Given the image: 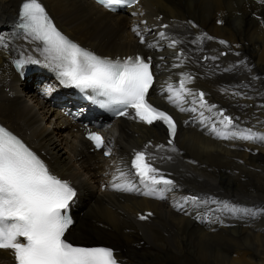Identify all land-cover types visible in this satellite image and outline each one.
I'll list each match as a JSON object with an SVG mask.
<instances>
[{
    "label": "bare ground",
    "instance_id": "1",
    "mask_svg": "<svg viewBox=\"0 0 264 264\" xmlns=\"http://www.w3.org/2000/svg\"><path fill=\"white\" fill-rule=\"evenodd\" d=\"M21 1L0 0V121L43 152L53 171L78 185L81 207L68 237L109 244L127 264H264V217L236 218L219 204L232 200L234 205L253 208L255 203H264L260 199L264 195V142L251 146L249 141L232 140L224 144L194 128H181L179 132L178 144L183 152L173 155L169 171L185 185L184 192L201 190L215 200L218 211L229 222L208 214L200 225L197 219L201 213L173 207V202L182 198L177 192L160 201L102 190L100 185L108 186L117 166L127 169L125 157L131 149L147 140L159 143L165 131L160 126L121 123L119 127H132L121 137L111 132L114 158L90 152L79 125L30 83L19 81L10 66L12 57L38 52L34 43L9 26ZM39 1L65 33L101 54L128 55L143 50L152 55L158 80L151 96L164 108L177 109L162 89L168 83L178 86L180 73L189 71L198 77L187 87L193 89L201 83L215 101L226 103L219 95L225 88L241 93L227 101L239 118V127L246 124L264 133V107H260L264 105V4L259 0H141L125 14L107 12L91 0ZM160 14L162 20H158ZM164 22L170 24L165 30L168 35L184 41L180 47L189 59L181 68L172 67L179 63L175 50L167 47V41L159 40ZM133 26L146 36L145 44L139 42ZM202 33L214 39L192 44ZM158 40L157 48L146 46ZM220 40L226 44H220ZM204 56L219 58L204 60ZM242 61L248 68L244 69ZM147 209H154L155 216L142 222L139 231L137 213ZM0 264H10L6 251H0Z\"/></svg>",
    "mask_w": 264,
    "mask_h": 264
},
{
    "label": "snow or ice",
    "instance_id": "2",
    "mask_svg": "<svg viewBox=\"0 0 264 264\" xmlns=\"http://www.w3.org/2000/svg\"><path fill=\"white\" fill-rule=\"evenodd\" d=\"M97 2L111 11H116L120 6L132 7L139 0ZM259 2L264 4V0ZM17 26L23 30L25 38L36 45L35 50L43 57V60H38L28 56L17 62L18 68L23 69L25 64L43 63L56 73L62 86L78 89L85 94L90 90L92 94L88 98L113 115L129 117L146 125L162 122L167 126L170 137L167 141L168 150L177 151L174 145L176 122L171 115L154 107L148 100L149 90L154 83L151 57L145 59L136 55L113 60L81 47L57 28L39 0H23ZM168 27L167 24L161 25L163 29ZM192 27L197 26L192 24ZM132 31L139 37L141 44L146 43L145 35L138 26H133ZM158 37L159 40L168 42V48L175 50L174 54L179 63H173L172 67L181 68L189 59L188 54L180 47L184 41L168 35L165 31H160ZM212 39L214 38L202 33L191 43L199 45L204 40ZM159 40L156 43H147L146 46L150 49L157 48ZM219 43L226 44V41L220 40ZM218 58L203 57L204 60L213 61ZM193 81L194 76L191 73L181 72L178 86L168 83L162 89V94L167 92L168 102L180 112L198 113L199 123L216 139L264 142V133L253 128H240L235 122L238 117L226 115L225 110L209 104L203 91L195 92L187 87ZM232 95L240 96L241 93L234 92ZM186 104L192 106L186 107ZM87 139L97 149H106L105 156L112 155V140L106 141L99 132L91 131L88 132ZM152 147L157 151L165 149L164 144L153 146L149 142L144 150L134 152L130 169L117 166L110 182L113 190L163 200L177 188L176 182L167 178L170 174H165L154 166L155 157L148 152ZM76 197L77 190L69 181L53 174L30 147L6 127L0 126V250H10L16 264H121L116 251L110 247L79 246L66 239L65 234L73 224L70 208ZM209 203L216 201L189 195L176 201L173 207L184 210L186 205L198 208ZM223 209L236 218L264 215V209L228 203L223 204ZM151 215L152 213H147L139 219L145 220Z\"/></svg>",
    "mask_w": 264,
    "mask_h": 264
},
{
    "label": "rangeland",
    "instance_id": "3",
    "mask_svg": "<svg viewBox=\"0 0 264 264\" xmlns=\"http://www.w3.org/2000/svg\"><path fill=\"white\" fill-rule=\"evenodd\" d=\"M260 196H261L260 199L264 202V195H260ZM226 250H228V249H226Z\"/></svg>",
    "mask_w": 264,
    "mask_h": 264
}]
</instances>
